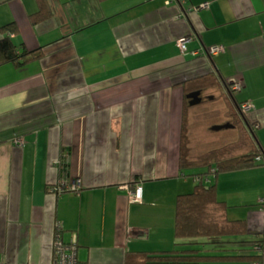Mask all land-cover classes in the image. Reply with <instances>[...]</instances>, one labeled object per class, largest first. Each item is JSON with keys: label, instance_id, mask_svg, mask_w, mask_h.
Instances as JSON below:
<instances>
[{"label": "crops", "instance_id": "1", "mask_svg": "<svg viewBox=\"0 0 264 264\" xmlns=\"http://www.w3.org/2000/svg\"><path fill=\"white\" fill-rule=\"evenodd\" d=\"M99 7L96 23L66 34L55 17L33 21L40 0H0V39L14 22L15 41L43 51L0 66V264H53L59 225L80 263L118 264L130 251L177 247L178 197L195 186L181 166L185 109L191 155L252 147L224 85L207 87V104V88L192 104L189 80L221 73L241 82L237 97L252 103L244 112L264 145V0H105ZM184 36L193 37L187 55L177 46ZM215 46L223 50L203 53ZM222 102L230 103L225 112ZM203 104L207 117L229 119L233 134L214 143L194 110ZM65 178L80 179L81 189L56 191ZM216 183L227 217L247 222L248 238H239L264 244V163L223 172ZM139 186L143 198L134 201L129 192Z\"/></svg>", "mask_w": 264, "mask_h": 264}, {"label": "trees", "instance_id": "2", "mask_svg": "<svg viewBox=\"0 0 264 264\" xmlns=\"http://www.w3.org/2000/svg\"><path fill=\"white\" fill-rule=\"evenodd\" d=\"M40 1L41 8L32 15L33 21L37 23L49 17H55L64 32L72 34L99 20L96 17L97 15L98 18L101 17L99 5L105 0H71L65 3L59 0ZM17 30L18 27L14 22L2 27L4 37L0 39V66L8 62L23 65L38 59L43 54L42 49L29 50L23 43H17L12 36ZM218 82L224 85L236 107L238 116L245 121L246 132L252 139L251 149L245 153L233 155L231 147H221L202 155H191L186 126L188 109H185L182 170L195 168L203 170L184 173V176L195 179V186L192 192L183 193L178 197L175 233L177 247L170 250L130 251L124 262L118 264H203L246 261L262 263L264 258L262 239L259 237L256 240L243 241L239 238L246 234L247 222L244 219L231 220L227 217L228 205L226 201L218 197L216 183V177L223 172L250 168L264 163V145L256 134L255 123L247 119L243 110L245 102L237 97L243 86L241 89H235L234 85L238 82L230 81L219 73L216 76L209 74L189 80L184 83V88L187 93L202 91L209 86H215ZM243 243H248L249 246L240 245ZM79 264L93 263L79 262Z\"/></svg>", "mask_w": 264, "mask_h": 264}, {"label": "built area", "instance_id": "3", "mask_svg": "<svg viewBox=\"0 0 264 264\" xmlns=\"http://www.w3.org/2000/svg\"><path fill=\"white\" fill-rule=\"evenodd\" d=\"M209 6L208 3H203L202 8H207ZM182 15L179 16L181 18ZM193 39L192 36H184L181 37L180 39L177 40V46L181 50V53L183 55H187V46L189 42ZM223 50L222 46H215L210 49L203 50V53L205 55H216L220 53ZM242 83L238 82L234 85L235 89H241L242 88ZM252 103H244L243 104V110L246 111L252 107ZM23 140L18 141L19 145L23 144ZM258 159H261L258 157ZM59 165L65 166V162L62 160L57 161ZM82 187L81 185V180L77 179L74 180L72 183L69 182L66 178L62 180L60 183H58L54 189L58 192H62L64 190H73V191H78ZM130 195L131 199L134 201H139L142 200L143 194H142V188L136 187L135 189H130ZM261 248V244L259 245ZM53 264H79L78 260V248L75 244L71 242H67L63 238V230L60 225L57 227L56 230V237H55V242H54V255H53Z\"/></svg>", "mask_w": 264, "mask_h": 264}, {"label": "rangeland", "instance_id": "4", "mask_svg": "<svg viewBox=\"0 0 264 264\" xmlns=\"http://www.w3.org/2000/svg\"><path fill=\"white\" fill-rule=\"evenodd\" d=\"M212 90H213V88H210V89L207 88L205 90V92L203 94V97H205V99H206L204 102L205 104L208 103V96L210 95L209 92ZM205 104H203V106L197 105L194 108V110L198 113V117L200 119L199 122H200L201 126L203 127V131H204V127H206V134H210L215 139L214 143H218L219 141L224 140V139H222L223 135H224L223 133H227V134L232 133L233 129H228L227 127H225L228 124V122H230L229 119H227V118L226 119L218 118L219 115H216L214 117H210V116L207 117V114L211 113V111L205 110V107H204ZM228 105H230V103L227 104V102H222L221 106H222V109H224L223 110L224 112L227 111ZM236 121H238V118L236 119V117H235V120H234V115H233L231 122L233 124H235ZM240 130H241V128H240ZM229 131H231V132H229ZM241 134L243 135L242 132H238L239 137L241 136ZM243 141H244V139H243ZM202 148L206 149L207 147H202ZM213 148H216V146L211 147L210 149H207V150H211ZM244 148H246V147H240V148H238V150L241 151V150H244ZM200 170H203V169L195 168V169H191L190 171H191V173H195V172H198ZM245 238H248V234H246L244 236V239ZM240 245H242L244 247L249 246L248 243H243Z\"/></svg>", "mask_w": 264, "mask_h": 264}, {"label": "water", "instance_id": "5", "mask_svg": "<svg viewBox=\"0 0 264 264\" xmlns=\"http://www.w3.org/2000/svg\"><path fill=\"white\" fill-rule=\"evenodd\" d=\"M201 92H202L201 90H197V91H193L188 94V97L192 98V101H191L192 104L199 103L202 100L200 96Z\"/></svg>", "mask_w": 264, "mask_h": 264}, {"label": "bare ground", "instance_id": "6", "mask_svg": "<svg viewBox=\"0 0 264 264\" xmlns=\"http://www.w3.org/2000/svg\"><path fill=\"white\" fill-rule=\"evenodd\" d=\"M180 16V15H179ZM183 16V15H182ZM209 56H214V55H209Z\"/></svg>", "mask_w": 264, "mask_h": 264}]
</instances>
